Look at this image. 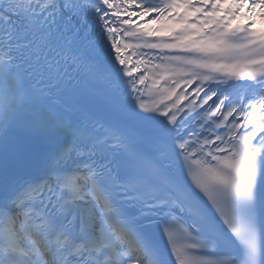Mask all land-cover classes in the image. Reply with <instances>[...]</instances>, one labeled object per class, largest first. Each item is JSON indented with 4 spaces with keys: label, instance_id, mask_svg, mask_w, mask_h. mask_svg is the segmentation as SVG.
I'll return each mask as SVG.
<instances>
[{
    "label": "snow or ice",
    "instance_id": "1",
    "mask_svg": "<svg viewBox=\"0 0 264 264\" xmlns=\"http://www.w3.org/2000/svg\"><path fill=\"white\" fill-rule=\"evenodd\" d=\"M257 11L0 0V264H264Z\"/></svg>",
    "mask_w": 264,
    "mask_h": 264
}]
</instances>
